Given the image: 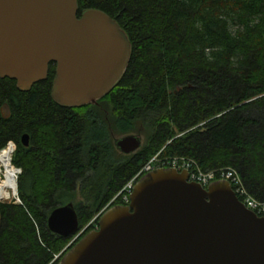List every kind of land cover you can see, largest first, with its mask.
Wrapping results in <instances>:
<instances>
[{
    "label": "trees",
    "instance_id": "1",
    "mask_svg": "<svg viewBox=\"0 0 264 264\" xmlns=\"http://www.w3.org/2000/svg\"><path fill=\"white\" fill-rule=\"evenodd\" d=\"M78 6L117 20L130 60L108 93L78 107L51 97L54 64L26 91L0 77V150L13 142L11 164L20 169L19 202L0 201V264H48L71 239L48 229L49 212L72 202L83 227L156 153L203 170L232 167L264 200V0ZM137 132L143 141L133 153L114 145Z\"/></svg>",
    "mask_w": 264,
    "mask_h": 264
},
{
    "label": "water",
    "instance_id": "2",
    "mask_svg": "<svg viewBox=\"0 0 264 264\" xmlns=\"http://www.w3.org/2000/svg\"><path fill=\"white\" fill-rule=\"evenodd\" d=\"M78 0H0V77L23 91L55 64L51 97L63 106L96 103L125 73L131 42L117 20ZM22 143L28 144L23 134ZM139 132L114 139L124 154ZM56 264H264V215L247 208L227 180L206 187L186 170L156 168L137 180L129 203L113 204ZM48 229H81L72 202L53 208Z\"/></svg>",
    "mask_w": 264,
    "mask_h": 264
},
{
    "label": "built area",
    "instance_id": "3",
    "mask_svg": "<svg viewBox=\"0 0 264 264\" xmlns=\"http://www.w3.org/2000/svg\"><path fill=\"white\" fill-rule=\"evenodd\" d=\"M11 146L14 150V143L9 141L5 147ZM2 150V149H1ZM156 168H175L178 171L186 170L188 172V180L195 181L202 186L206 187L210 183L216 180H227L237 196V198L249 209L254 211L258 215H264V200H259L252 196L245 188L238 172L232 167H222L213 170H203L199 165L191 158L185 156H160L159 153L151 156L120 188V190L111 198L108 204L98 212L94 217L93 221L96 222L95 225L91 226L89 229H80L67 243V245L60 250L58 253L54 254L52 260L48 264H55L67 248L73 244L80 236H82L86 231L91 228L96 229L98 227L97 220L102 212L110 206L114 201H119L120 204H128L130 200V194L137 180L141 178L146 173L156 169ZM20 172V169L17 168ZM2 172L0 169V181L2 180ZM14 197V196H13ZM9 198L0 197V201H5ZM19 200L18 197H16ZM92 221V222H93ZM91 223V222H90ZM82 228V227H81Z\"/></svg>",
    "mask_w": 264,
    "mask_h": 264
},
{
    "label": "bare ground",
    "instance_id": "4",
    "mask_svg": "<svg viewBox=\"0 0 264 264\" xmlns=\"http://www.w3.org/2000/svg\"><path fill=\"white\" fill-rule=\"evenodd\" d=\"M13 147L8 146L0 150V169L2 180L0 181V197L10 198L15 196L17 190L18 170L11 164Z\"/></svg>",
    "mask_w": 264,
    "mask_h": 264
},
{
    "label": "rangeland",
    "instance_id": "5",
    "mask_svg": "<svg viewBox=\"0 0 264 264\" xmlns=\"http://www.w3.org/2000/svg\"><path fill=\"white\" fill-rule=\"evenodd\" d=\"M142 137V136H141ZM142 141H143V137H142ZM20 172H18V174H19ZM16 197H17V190H16V193H15V196L14 197H10L9 199H7V200H5V201H15V202H19V200H17L16 199ZM93 221V218L87 223V224H85L81 229H82V231L83 230H86V229H89L91 226H93V225H95V223L96 222H92ZM91 222V223H90Z\"/></svg>",
    "mask_w": 264,
    "mask_h": 264
},
{
    "label": "flooded vegetation",
    "instance_id": "6",
    "mask_svg": "<svg viewBox=\"0 0 264 264\" xmlns=\"http://www.w3.org/2000/svg\"><path fill=\"white\" fill-rule=\"evenodd\" d=\"M80 12H81V11H80ZM80 12H78V16H80ZM51 64H54V63H50V65H51ZM50 65H49V66H50ZM54 68H55V64H54ZM27 145H28V144H27ZM129 154H130V153H129ZM116 204H120V203H116ZM91 229H93V228H91Z\"/></svg>",
    "mask_w": 264,
    "mask_h": 264
}]
</instances>
